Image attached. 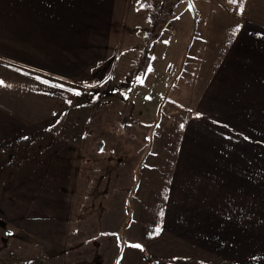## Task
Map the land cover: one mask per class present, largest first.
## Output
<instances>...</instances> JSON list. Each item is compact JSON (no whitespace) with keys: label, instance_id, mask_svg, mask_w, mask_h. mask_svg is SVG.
<instances>
[{"label":"crops","instance_id":"0c3cea01","mask_svg":"<svg viewBox=\"0 0 264 264\" xmlns=\"http://www.w3.org/2000/svg\"><path fill=\"white\" fill-rule=\"evenodd\" d=\"M129 4L0 0V79L9 80L17 69L22 77L39 74L86 88L95 87L91 78L101 77L100 86L124 62L125 54L117 60L114 55L117 48L127 50L120 27L122 19L133 22ZM256 24L243 23L238 47L226 58L233 69H242L241 81L225 80L231 101L222 102L217 89L210 100L196 103L200 115L173 123L179 133L172 143L167 135L152 142V134H138L140 123H153L138 118L142 110L136 117L131 112L137 106L130 97L133 82L124 88L133 102L122 98L126 107H121L100 97L93 120L89 91L81 95L86 99L76 109L81 116L74 125L67 119L71 128L64 132L51 125V114L43 121L37 112L39 121L17 124L15 115L25 112L23 101L12 106L0 84V225L5 233L16 229L26 246L36 237L49 253L61 256L56 264H116L120 257V264H259L264 35L262 24ZM108 61L114 67L105 71ZM71 88L61 93L72 102ZM62 121L56 117L53 123ZM141 138L148 141L146 153L138 150ZM168 146L170 153L159 152ZM137 242L142 250L132 246Z\"/></svg>","mask_w":264,"mask_h":264},{"label":"rangeland","instance_id":"374dc122","mask_svg":"<svg viewBox=\"0 0 264 264\" xmlns=\"http://www.w3.org/2000/svg\"><path fill=\"white\" fill-rule=\"evenodd\" d=\"M171 1L173 4L171 12L168 13L166 10V13L160 17V20L163 19L160 22L164 21L161 29L158 27L159 21L154 23L152 19L154 0H142V2L131 0L126 10L133 14V22L124 24V19H122L120 27L122 46L124 45L127 50L121 52L117 48V53L114 55V59L117 60L120 55L125 54L124 62L117 64V68L106 82L99 84L100 86L98 83L101 77L90 79L96 82L94 88H86L81 85L82 83H76V80L73 84L66 81L68 84L60 87L61 84H57L54 78L40 77L39 74L34 76L27 72L26 77H22L21 71L12 69L8 75L9 80L3 79L5 84L2 85L9 91L8 98L12 106L23 101L25 112L22 111L17 116L15 115V122L18 124L31 121L32 124L33 118L39 121L37 112L45 116L42 117L43 121L51 114L53 118L51 125L64 132L67 127L71 128L69 125H74L75 119L79 118L77 116H81V112L76 109H79L78 104L86 102V99L93 107L92 120L96 119L97 103L100 97L110 102L119 101L121 107H126V103L122 104L124 103L122 101H125L122 98L133 102L134 100L129 98L130 91L124 90L129 86L126 82H133L130 97L135 99L137 106H133L131 112L136 117V112L142 110L143 116L138 115V118L150 120L153 123V125L140 123L136 128L138 134H152V142L165 139L167 135V140L172 143L176 133H179V126L173 123L184 116L196 118L198 116L196 115L198 110L194 109L196 103L205 99L210 100V96L217 89H219L221 101L230 102L232 97L225 95V92L229 91L224 87L225 80L228 79L230 83L241 81L242 69L240 66L233 69L232 64L226 62V58L238 47L236 45L237 36L241 32L243 23L245 25L252 21L262 24L264 35V0H238L236 4H233L231 0H194L197 10L194 31V17L186 6L187 0ZM241 2L244 5L245 15H242L239 10ZM139 3L142 4L141 7ZM134 7L137 9L135 12ZM257 24L256 28L259 27ZM237 25L240 27L237 28ZM105 67V71L112 70L113 62L108 61ZM127 74L129 75L126 77ZM46 80L53 83H45ZM66 86L80 89L79 94L72 93L71 103L66 100L68 96L61 93L66 91ZM235 88L238 92L242 91L241 85H235ZM88 91L86 99L80 98ZM230 92L233 93L232 90ZM49 106L54 108L48 109ZM16 112L17 110L11 108L12 114ZM56 117H62V120L66 122L63 124L62 121L59 125H54L53 121ZM67 119L72 121L69 125ZM202 120L195 122H203ZM77 123L81 124V121ZM164 123L166 125H163ZM28 127L33 129L32 126ZM161 129H163L162 133ZM147 143L148 141L144 142L141 138V146L138 150L142 149L143 153H146ZM168 148L169 146L159 152L166 153ZM16 231V229H11L8 235L0 225V264H56L60 262L61 256L49 253V248H44L35 241L36 237H31L33 241H30L28 246L20 244ZM23 253L31 255V259L26 260ZM238 254L241 256L240 253ZM33 256H36V261ZM243 256L248 255L244 252ZM259 256V264H264V247L260 248Z\"/></svg>","mask_w":264,"mask_h":264},{"label":"snow or ice","instance_id":"6c2138e0","mask_svg":"<svg viewBox=\"0 0 264 264\" xmlns=\"http://www.w3.org/2000/svg\"><path fill=\"white\" fill-rule=\"evenodd\" d=\"M231 2L233 3V4H236L237 2H238V0H231ZM190 6H192V5H190ZM239 10L241 11V12H243V10H244V5H243V3L241 2L240 4H239ZM240 27V25H237V28H239ZM141 82H143L142 80H141ZM45 83H53L52 81H45ZM0 84H5V81L4 80H2V79H0ZM60 87H64V85H59ZM71 92H74V93H77V94H79V92H80V89L79 88H76V87H73V88H71V89H69ZM69 103H71V101H69ZM196 115H200V113H196ZM241 135H242V133H241ZM23 139H27V137H23ZM157 228H159V225H157ZM153 233H149V235H152ZM134 248H137V249H143L144 248V245L142 244V243H139V242H137V243H135V244H133L132 245ZM123 257H120V259H122ZM120 259H117V261H116V264H120Z\"/></svg>","mask_w":264,"mask_h":264},{"label":"built area","instance_id":"2783aa9c","mask_svg":"<svg viewBox=\"0 0 264 264\" xmlns=\"http://www.w3.org/2000/svg\"><path fill=\"white\" fill-rule=\"evenodd\" d=\"M168 0H155L153 14L155 22L160 20V17L166 13Z\"/></svg>","mask_w":264,"mask_h":264},{"label":"water","instance_id":"95a60500","mask_svg":"<svg viewBox=\"0 0 264 264\" xmlns=\"http://www.w3.org/2000/svg\"><path fill=\"white\" fill-rule=\"evenodd\" d=\"M192 5V6H190ZM187 8H189L193 14L194 17V26H193V31L195 30L196 27V22H197V11H196V5L194 0H187L186 4Z\"/></svg>","mask_w":264,"mask_h":264},{"label":"trees","instance_id":"16d2710c","mask_svg":"<svg viewBox=\"0 0 264 264\" xmlns=\"http://www.w3.org/2000/svg\"><path fill=\"white\" fill-rule=\"evenodd\" d=\"M171 3H172V1H171V0H168V2H167V12H168V13L171 12V9H172V6H173V4H171ZM154 4H155V0H154ZM168 8H169V9H168ZM153 9H154V5H153ZM152 19H153V22L155 23L153 10H152ZM162 20H163V19L159 20V22H158V24L160 23L159 26H158V24L156 25V26L160 27L161 29H162V27L164 26V21H163V22H160V21H162Z\"/></svg>","mask_w":264,"mask_h":264}]
</instances>
